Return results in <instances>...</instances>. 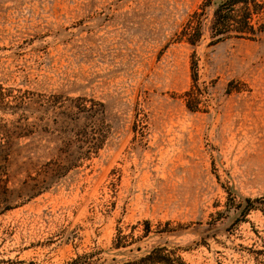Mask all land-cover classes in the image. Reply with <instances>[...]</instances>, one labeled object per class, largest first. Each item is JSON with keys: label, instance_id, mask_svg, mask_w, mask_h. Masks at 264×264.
Segmentation results:
<instances>
[{"label": "rangeland", "instance_id": "1", "mask_svg": "<svg viewBox=\"0 0 264 264\" xmlns=\"http://www.w3.org/2000/svg\"><path fill=\"white\" fill-rule=\"evenodd\" d=\"M215 1L0 0V264H264V14Z\"/></svg>", "mask_w": 264, "mask_h": 264}, {"label": "trees", "instance_id": "2", "mask_svg": "<svg viewBox=\"0 0 264 264\" xmlns=\"http://www.w3.org/2000/svg\"><path fill=\"white\" fill-rule=\"evenodd\" d=\"M210 21V37L215 42L229 37L252 38L255 36L254 15L264 14V0H216ZM200 28L192 33L191 43L200 37ZM248 203L249 199H245ZM230 206L227 205V209ZM250 209L245 207L244 210Z\"/></svg>", "mask_w": 264, "mask_h": 264}]
</instances>
